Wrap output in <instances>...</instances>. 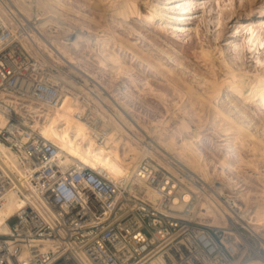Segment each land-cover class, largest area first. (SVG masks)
Instances as JSON below:
<instances>
[{
	"label": "built area",
	"instance_id": "1",
	"mask_svg": "<svg viewBox=\"0 0 264 264\" xmlns=\"http://www.w3.org/2000/svg\"><path fill=\"white\" fill-rule=\"evenodd\" d=\"M37 16L26 15L14 0H0V109L7 117L0 142L17 152L25 168L22 175L0 159V202L9 192L21 200L8 219H14L9 231L0 233V264H239L264 259V236L246 225L248 206L234 193L217 192L212 183L204 186L197 173L182 167L175 173L143 156L131 178L115 180L87 165L60 161L58 147L23 119V113L29 119L38 114L30 103L56 106L65 91L50 75L59 70L41 64L23 45L26 35L39 31ZM72 73L71 78L82 81ZM76 114L102 142L106 133L90 121L89 112ZM219 167V161L211 165L216 172ZM192 183L216 191V213L225 223L201 219Z\"/></svg>",
	"mask_w": 264,
	"mask_h": 264
},
{
	"label": "rangeland",
	"instance_id": "2",
	"mask_svg": "<svg viewBox=\"0 0 264 264\" xmlns=\"http://www.w3.org/2000/svg\"><path fill=\"white\" fill-rule=\"evenodd\" d=\"M63 1L73 9L65 13L80 21L91 34L104 35L105 28H109L137 45V56L130 49L119 51L118 47L112 46L121 53L123 62L131 66L134 78L127 74L117 76L107 69L101 72L92 65L90 69L97 77L89 79L87 91L88 97L94 99L102 93L106 98L102 105L113 114L121 101L127 102L132 108L127 119L136 115L147 126V130L140 126L134 128L146 146L151 147L154 138L174 144L177 138H173V131L187 120L194 131L185 134V139L189 146L202 152L201 160L210 176L211 164L223 161L222 154L230 143L223 130L238 122L251 121L250 129L257 138L250 140L251 147H243L241 151L253 165L242 166L238 174L241 186L252 192L247 203L264 213V200L257 196L264 186V101L244 99L250 92L247 86L264 73V64L259 62L264 59V42L258 48L249 47V31L242 25V22L252 25L264 41V10L261 11L264 0H136L143 14L126 20L119 14L120 5L126 0ZM178 3L191 6L184 12L171 9ZM151 4L157 5L158 9L154 18L147 16ZM174 13H181L178 28L165 30V22ZM40 34L38 38L45 37ZM87 46L84 47L86 50ZM55 52L64 65L55 63L51 56L45 55V58L48 57L57 69L61 70L62 65L68 72L67 67L74 65L83 70L82 63L75 64L63 53ZM38 59L45 65L40 57ZM70 70L81 76L72 68ZM233 70L243 76L239 82L240 85L244 83L243 95L225 88L216 99L213 83L229 78ZM79 76L78 80L85 82L84 77L80 79ZM76 87L82 89L81 85L76 84ZM178 139L181 143V138ZM131 145L135 153L140 151L135 143ZM160 146L159 153L171 155L167 148Z\"/></svg>",
	"mask_w": 264,
	"mask_h": 264
},
{
	"label": "bare ground",
	"instance_id": "3",
	"mask_svg": "<svg viewBox=\"0 0 264 264\" xmlns=\"http://www.w3.org/2000/svg\"><path fill=\"white\" fill-rule=\"evenodd\" d=\"M14 1L26 15L29 16L35 12L38 14L37 27L39 31L31 32L22 41L26 49L36 59L40 57L45 65H54L53 67H56L54 63L49 61L50 59H47L48 57L45 58V55L51 56L55 63H62L64 65L65 63L62 59L56 57L55 51H59L69 58L71 62L80 65L82 63L84 65L82 66L83 70L76 69L74 65H70V68L83 76L84 78H82L85 82L75 81L74 78H71L69 76L71 70L67 66L65 67L68 68V72L66 70H59V68V72L50 71V75L55 79H59L65 88L64 94L61 96L58 104L51 106L44 103L39 105L30 103L29 108H31V111H35L38 114L32 113L33 117L29 119L23 113L25 122L30 123L33 127H37L47 139L58 147L62 163L84 164L115 180L131 178L136 165L143 156L155 159L158 163L175 173L179 172V167H182L192 173L199 174L203 179L204 186H210V183H212L215 185L217 192H225L226 190L228 193H234V195L238 196L250 210L249 214L245 216L246 225L252 232L264 236V213L258 209H254V207L247 203L252 192L241 186L240 175L238 174V170L242 166L253 165L252 160H247L241 151L243 147H251L250 140L257 138L250 129L251 121L246 124L237 121L238 124L236 126L223 130L229 136L230 143L222 154L223 161L217 160L221 162V167L218 168L219 171H213L210 166V176L208 171L204 169L205 166L201 160L202 152H198L194 147L189 146L185 139V134L194 131L191 123L187 120H184V123L173 131V138H177L174 144L154 138L152 146H146L144 139L135 133L134 128L140 126L147 130V126L142 124L141 119L136 115H132L130 120L127 119V115L132 110L127 102L121 101L120 106L116 108V113L113 114L102 105V100H106L105 97H102V93H100L98 99H94V97H88L90 93L87 91L89 79L97 77L90 69L92 65H95L101 72L103 69H107V71H111L117 76L127 74L131 78H134L131 66L123 62L119 51L130 49L137 56V45L132 44L109 28H105L107 30H105L106 34L104 35L99 33L96 35L91 34L87 28L81 25L80 21L65 13V11H73V9L63 0H31L33 6L27 0ZM177 1L181 2L183 0ZM120 6L119 14L122 15L124 20L132 18V16H142L143 14L136 0H126ZM190 6L191 4L189 3H178L171 7V9L184 12ZM156 8L157 5L151 4L149 15L147 16L154 18L158 13V9ZM263 10L264 8L261 9V11ZM180 19L181 13H174L165 22L164 29L169 31L178 28V21ZM242 25L249 31V37H247L249 47L254 46L258 48L264 41L256 31L257 29L248 23L244 24L242 22ZM184 27L188 28V26ZM40 33L45 37L38 38L37 36H40ZM84 44L88 45L87 50L84 48ZM112 46L118 47L119 51L112 49ZM141 58L143 57L141 56ZM259 62L264 64V59H259ZM40 63L42 64V62ZM229 75V78H224L222 81L213 83L216 87V99L223 94L225 88L231 89L237 95H243L244 87L242 85L244 83L242 85L239 83L243 80L242 74L233 70ZM76 84L78 86L81 85L82 89L77 88ZM247 88L250 92L247 96H244L245 100L257 101L262 99L264 101V73L259 74ZM86 111L90 114V121H97L98 127L105 131L106 135L102 142L98 141L93 135L91 124L76 114ZM239 112L241 115H245L242 110ZM37 115H40V117H37ZM6 118L0 109V127L5 125ZM107 121L117 132L113 131ZM178 138H181V143H178ZM132 143H135L139 147L140 151L138 153H135L133 148H131ZM110 144L111 146H108ZM160 144L167 148L171 152V155L159 153L158 148L160 149ZM147 145H150V141H147ZM252 149L254 150L255 148L253 147ZM119 152L122 154H118ZM0 159L10 169L22 175L24 174L25 168L20 166L17 152L1 142ZM170 161H173L175 165ZM196 168L200 170L196 171ZM191 188L198 192L195 211L200 215L201 219L212 223H225L216 213V209H220V200L216 191H212L211 193L204 191L195 183L191 184ZM150 194L151 196L153 195V193ZM257 196H260L264 200V186L257 193ZM20 204L21 200L13 192L7 193L5 198L0 202V233H7L9 231L10 225L8 219L14 215ZM239 264H264V259L253 257Z\"/></svg>",
	"mask_w": 264,
	"mask_h": 264
}]
</instances>
